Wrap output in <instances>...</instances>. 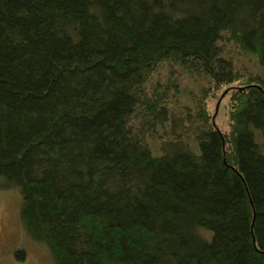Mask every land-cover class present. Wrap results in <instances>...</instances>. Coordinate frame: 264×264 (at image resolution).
Returning <instances> with one entry per match:
<instances>
[{
  "label": "trees",
  "instance_id": "obj_1",
  "mask_svg": "<svg viewBox=\"0 0 264 264\" xmlns=\"http://www.w3.org/2000/svg\"><path fill=\"white\" fill-rule=\"evenodd\" d=\"M14 189L50 264H264V0H0Z\"/></svg>",
  "mask_w": 264,
  "mask_h": 264
},
{
  "label": "rangeland",
  "instance_id": "obj_2",
  "mask_svg": "<svg viewBox=\"0 0 264 264\" xmlns=\"http://www.w3.org/2000/svg\"><path fill=\"white\" fill-rule=\"evenodd\" d=\"M223 106L224 100L219 105L216 117L220 125L224 122ZM19 203L20 196L15 189L0 194V264H50L44 247L22 233L19 225ZM20 248L25 250L22 260L15 256L16 250Z\"/></svg>",
  "mask_w": 264,
  "mask_h": 264
}]
</instances>
